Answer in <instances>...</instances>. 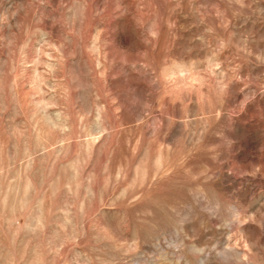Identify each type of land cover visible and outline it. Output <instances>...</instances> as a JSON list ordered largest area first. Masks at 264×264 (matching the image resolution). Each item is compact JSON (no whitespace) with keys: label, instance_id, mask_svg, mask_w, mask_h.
<instances>
[{"label":"rangeland","instance_id":"obj_1","mask_svg":"<svg viewBox=\"0 0 264 264\" xmlns=\"http://www.w3.org/2000/svg\"><path fill=\"white\" fill-rule=\"evenodd\" d=\"M0 264H264V0H0Z\"/></svg>","mask_w":264,"mask_h":264}]
</instances>
